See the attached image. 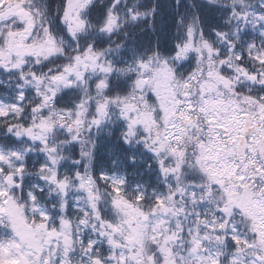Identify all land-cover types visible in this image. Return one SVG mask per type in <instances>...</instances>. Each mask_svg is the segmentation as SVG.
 <instances>
[{"label":"snow or ice","instance_id":"1","mask_svg":"<svg viewBox=\"0 0 264 264\" xmlns=\"http://www.w3.org/2000/svg\"><path fill=\"white\" fill-rule=\"evenodd\" d=\"M0 264H264V0H0Z\"/></svg>","mask_w":264,"mask_h":264}]
</instances>
